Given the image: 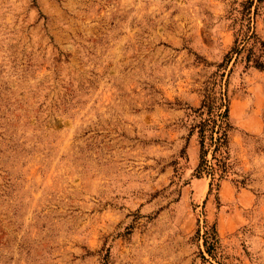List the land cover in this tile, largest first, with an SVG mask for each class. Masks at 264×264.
<instances>
[{
    "label": "rangeland",
    "instance_id": "1",
    "mask_svg": "<svg viewBox=\"0 0 264 264\" xmlns=\"http://www.w3.org/2000/svg\"><path fill=\"white\" fill-rule=\"evenodd\" d=\"M251 33L264 0H0V264H264V71L225 58Z\"/></svg>",
    "mask_w": 264,
    "mask_h": 264
},
{
    "label": "trees",
    "instance_id": "2",
    "mask_svg": "<svg viewBox=\"0 0 264 264\" xmlns=\"http://www.w3.org/2000/svg\"><path fill=\"white\" fill-rule=\"evenodd\" d=\"M261 3L262 0H256ZM243 8L247 12V16L250 14V8L252 1H246ZM244 63L248 68H254L259 71H264V42L255 34L243 35L241 41L235 40L234 46L231 51L225 56L227 61L230 60L232 55L239 56L244 54ZM214 99L212 94H208L198 112V117L201 119L200 123L195 126L197 131V137L199 139L200 146V164L195 169L196 175L201 177L202 174H206L210 179L208 195L212 192L215 182L220 180L228 168L227 165V144H228V116L227 108L224 113L220 112V108H213ZM210 132V147H213L212 151V163L205 159L208 150L204 149V143L206 139V133ZM214 135L216 138L214 139ZM204 246L206 253L213 257L212 244L208 246L207 239H204ZM203 258V257H202Z\"/></svg>",
    "mask_w": 264,
    "mask_h": 264
}]
</instances>
